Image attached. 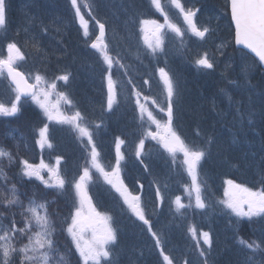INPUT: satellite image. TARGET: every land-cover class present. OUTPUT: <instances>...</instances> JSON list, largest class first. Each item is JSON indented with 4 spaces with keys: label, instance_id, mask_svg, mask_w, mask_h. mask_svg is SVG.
I'll return each instance as SVG.
<instances>
[{
    "label": "trees",
    "instance_id": "1",
    "mask_svg": "<svg viewBox=\"0 0 264 264\" xmlns=\"http://www.w3.org/2000/svg\"><path fill=\"white\" fill-rule=\"evenodd\" d=\"M6 2V24L4 28H0V56L5 55V48L9 43H15L22 53L26 55V60L33 63V60L38 62L43 71L40 70V74L46 78L48 82H55L56 84L62 82L57 79L60 75L69 74V82H83L92 83V78H100V81L106 78L108 74V65L98 52L90 50L88 47L92 36L86 32L85 25L80 21L79 15L77 14L76 7L71 3V0H5ZM27 2L30 5H27ZM216 0H206L205 6L211 16L215 15L218 11L223 9V3H215ZM47 3H49V11L47 10ZM164 3V0H162ZM80 11L79 13L85 19V21L91 24V28L95 27V22H105L107 28H109L110 34L113 35V39L108 41L107 52L113 57L114 60H119V64H123L121 68L119 64H116L114 68H118V72L111 71L112 80L115 82L117 88L120 90L121 82L129 84V90L136 89V86H140L141 83L149 80V83H155V73L159 67H170L171 60L173 57L167 52V56L163 52H157L155 55L151 54V50L146 46L142 40V33L140 27L142 21L146 18H160L155 16V7L151 4V0H77ZM87 5V6H86ZM100 5V11L96 12V6ZM63 12H62V11ZM165 10V8H164ZM50 12V13H49ZM102 15V16H100ZM58 19L63 22L62 25H58ZM26 27V28H25ZM25 28V29H24ZM233 32L225 30L219 34L221 41L227 40L232 36ZM218 42V41H217ZM158 58V60L156 59ZM166 59L169 64H166ZM44 60V61H43ZM168 63V62H167ZM180 65V72L176 75V80L180 84V89L183 92L184 97H189L192 100H199L201 98L200 91H206L209 95V100L212 107H215L214 111L220 112V117L217 119V112H209L211 114V124L215 130H218L221 126V115L223 114V108H225L224 123L226 126H231L233 120L227 113H231V103H225V107L221 102L216 104V96H232L234 99L235 113L250 112V117L242 119L243 125L247 129H251L255 132L258 129L264 130V71H251L247 74L252 85L259 83L257 90L262 92L261 99L254 100L252 106L249 105L250 98L248 93H253L251 88L246 87L244 84L241 87L239 93L233 94L232 89L228 83L230 80L242 81L246 78V74L243 69L247 66L235 55L224 56V59L220 63L214 64L216 72L212 76H207L204 73L196 74L195 72L189 73L185 68L182 67L183 62L178 61L176 67ZM101 68V74L98 76V71ZM177 74V70L175 71ZM239 74L242 76L238 79L235 75ZM131 76L132 83L130 84L127 77ZM175 76V75H174ZM203 82L204 84L202 85ZM257 83V84H258ZM185 84V85H184ZM59 87V86H57ZM146 85L142 88H145ZM3 88L9 92V88L4 83ZM69 91H74V87H68ZM84 91H92V86H87ZM95 91H99L97 88ZM12 94V93H7ZM88 99L84 105V110L89 113V119L92 121L91 128L92 132L97 128L98 131L104 128H108V120L111 118L113 125L111 128V134L114 137L124 138L127 134L131 135L134 133L135 123H140L141 117L137 106L131 102L120 103L114 102L112 110L107 109V98L105 95H95L94 92L87 93L81 99ZM104 98L105 101H101ZM148 99L147 97H144ZM121 99V97H120ZM244 101L243 103L239 102ZM241 103V104H240ZM118 107L116 108V106ZM197 105H199L197 103ZM219 105V106H218ZM200 106V105H199ZM239 109V111H238ZM202 110V109H201ZM191 113V112H190ZM193 119L195 121L196 116L193 111ZM204 113L201 111V117ZM198 114L197 117H199ZM23 119H28L34 122L35 119L40 118L38 109L28 111L22 116ZM217 119V120H216ZM251 120V123H249ZM200 123V122H199ZM259 123L260 126H259ZM104 125V126H103ZM58 125H56L57 127ZM237 132L241 127L236 126L231 128ZM2 131V130H1ZM52 134V130H51ZM77 132L71 125L60 124L57 128V136L53 139V147L60 146L62 143L68 145L70 141L75 142V135ZM70 135V136H69ZM72 135V136H71ZM98 136V135H97ZM239 138H241L238 135ZM237 136L232 141L235 143V149L238 146V142H242ZM255 142V148L257 152H262L264 149H260L257 143L261 142L264 144V131L262 136H253ZM35 139V135L33 136ZM244 143H248L244 140ZM249 144V143H248ZM77 146L83 148V144H77ZM227 148L229 149V162L232 164H240V151H233V147L230 141L227 142ZM242 151V150H241ZM83 157L85 153L79 152ZM261 167L264 169V158L262 159ZM248 172V171H247ZM79 174L80 171H77ZM24 187H28L30 184H23ZM33 191L37 193V196L27 201L28 203L32 200L40 203L46 202L48 205V211L51 218H56L58 214L63 213V220H66L69 216V209L66 207L64 210L65 193L69 191H50L45 190L43 184L38 182L32 183ZM45 187V188H44ZM24 190V189H23ZM18 191L24 195L21 186H18ZM91 195L93 196L96 203L101 200L100 191L97 188L90 189ZM13 211L21 213L23 207L15 205ZM14 215L11 214V220L7 219L9 227L10 222L13 220ZM60 218L56 220L55 232L53 236L56 240L66 246V253L70 254L73 248V243L69 241L67 237L65 223L62 226H57ZM262 222V221H257ZM259 225V224H258ZM128 242H135L133 240ZM15 243H17L15 241ZM151 246L148 242H142L137 249L128 247L125 245H118L113 249L112 260H119L120 264H154L159 256L150 251ZM61 251L62 247H61ZM228 254V253H227ZM256 260V258H255ZM222 264H237L232 257H229V263L223 260ZM107 264V263H104ZM156 264H164L162 261ZM253 264V263H252Z\"/></svg>",
    "mask_w": 264,
    "mask_h": 264
},
{
    "label": "snow or ice",
    "instance_id": "2",
    "mask_svg": "<svg viewBox=\"0 0 264 264\" xmlns=\"http://www.w3.org/2000/svg\"><path fill=\"white\" fill-rule=\"evenodd\" d=\"M171 5H174L176 9L183 15L184 21L187 23L188 28L193 35L201 40H204L209 32L207 27L200 28L197 26L194 17L199 9H185L181 0H169ZM71 3L76 7L77 14H79L80 8L77 4V0H71ZM151 4L157 11L164 16L166 25L177 36L183 38L184 32L176 24L171 23L168 19V15L161 5V0H151ZM87 6V5H86ZM231 19L235 25V43L242 45L244 48L249 49L252 53L259 58V62L264 65V0H230ZM144 25L155 26V42H148L145 37V42L148 44V48L151 50V54L155 55L158 51L163 52V38L159 33L163 30L165 25H160L154 20H143ZM6 24V2L0 0V28H4ZM100 36L97 42L91 44L92 48L98 49L104 53V60L108 65V99L107 109L112 110L113 103L115 102V82L112 80L111 68L114 63L119 64V60H114L107 52V45L103 44L104 37V24H99ZM8 56L5 59H0V75H3L5 70L7 77L11 78V83L15 85V98L14 102L10 106H6L4 103H0V116H16L20 110V101L22 96H30L39 107L43 110L49 121H55L58 124L71 125L77 132L78 136L83 139L87 138V142L91 145L89 150L90 164L94 167L105 180L112 184L117 192L123 197L124 202L128 205L129 209L134 215L147 226V230L151 233L155 240L156 245L159 247L161 244L160 236L157 235L152 229L150 220L146 217L145 211L140 204L139 196H131L127 191V188L123 185V182L119 180L120 161L123 159V155L119 153V147H117L118 159L113 170L106 171L105 168L99 162L100 153L96 149V145L92 139V131L85 123V117L80 111H75L72 115H65L59 109V101L63 100L66 104L71 105V100L68 99L63 93L59 94V100L55 104L50 103L51 93L46 89H56V83L45 81L44 77L37 74L34 77L35 83L29 84L25 78L24 73L17 70L15 63L17 60H23L24 56L15 43H9L7 45ZM195 63L205 69H213L214 64L209 59L208 54L204 53L200 56ZM121 68L123 64H119ZM160 75L163 79L166 92H167V105L166 108H161L160 111H166L167 121L162 125L151 112L148 113V118L152 123L156 125L157 129L162 131H152L150 128L145 133V138L151 137L153 140H157L162 143L163 147L168 153L175 157L178 153L182 154L183 164L186 165L187 172L192 178V184L195 186V206L203 209L206 207L205 201L201 196V187L198 181V168L200 162L204 159L206 151L202 148L190 146L187 144L172 128L173 119V96L177 95L176 87L173 80L163 68L159 69ZM57 79L64 81L69 80V74H63L57 77ZM147 83V81H145ZM139 98L140 93L136 94ZM139 103V99L137 101ZM155 103V101H153ZM144 109L141 106V112ZM251 123V120H249ZM100 127L99 124L96 125ZM48 125L45 124L40 129V139L37 141L40 148L45 146L52 147L48 138ZM211 141H209L210 143ZM122 144L123 141H120ZM144 139H141L138 144L137 156L143 154ZM7 157L9 161L13 159L12 154L3 148H0V158ZM22 174L29 179L35 177L47 188H56L63 190L65 188V180L60 175L59 164L60 158L56 160V166L50 167L41 163L39 167L29 164L28 161H23ZM143 163V161H141ZM147 167V165H145ZM46 169L49 173L50 179L46 180L41 175V170ZM0 176H3L2 170H0ZM115 178V179H114ZM91 179L90 170L88 167L83 169V174L77 181L74 182L73 187L75 189L76 196L79 200V206L75 208L74 215L72 216L71 225L66 229L71 236L72 242L75 245L76 251L79 253L83 264H104L108 262L111 264L112 250L109 245L115 244L117 240V232L112 227L111 217L105 214H101L92 205L91 198L87 192V182ZM227 184L231 190H234L235 195L226 193L229 195L227 201H223L231 212L241 218H247L249 221L254 217L264 218V191H252L251 189L236 184L232 180H228ZM156 194L160 199V203H163V197L160 196L159 188L156 190ZM11 199L6 198L3 202L4 207H10L18 205L23 207L19 201L15 185L11 188ZM175 203L177 208L183 209L190 205L181 203L179 197L176 198ZM246 206V207H245ZM87 208V211H85ZM26 214V215H25ZM24 215L23 227L17 228L16 222L13 219L9 228H0V264H13L14 259L19 261V264H49L50 260H53V253L55 250V243L53 240V234L55 228L52 224L51 218L48 214V205L46 202L37 203L35 200L29 202V205L24 208L22 213ZM195 236V229H191ZM85 233H90V237L85 239ZM26 237L27 243L21 247H17L15 241L17 236ZM204 243L208 245V248L212 247V239L210 233L204 232ZM240 244L250 249L252 253L257 250H262L261 245L255 241L248 242L240 239ZM161 254L163 255V249L161 248ZM200 255L205 257L204 264H207L206 251L201 250ZM163 259L166 264H173V260L168 255H163ZM55 264H65L63 256H60L59 261ZM184 264H188V261H184Z\"/></svg>",
    "mask_w": 264,
    "mask_h": 264
},
{
    "label": "rangeland",
    "instance_id": "3",
    "mask_svg": "<svg viewBox=\"0 0 264 264\" xmlns=\"http://www.w3.org/2000/svg\"><path fill=\"white\" fill-rule=\"evenodd\" d=\"M203 1H205V0H197L194 3H191L188 8L189 9L195 8L196 5L201 4ZM218 1H219V4L223 3L224 8L221 9V11H218L215 15L211 16V14L208 10L201 11V14H203L201 16V19L209 27H212L213 25L218 24V23H221L223 25V27H225V21L224 20H225V17L227 16V9L225 8V6H227V3H226V0H218ZM215 3H217V0ZM182 4L184 5L185 9L187 10L188 8L186 7L185 2ZM27 5H30V3L27 2ZM46 5H47V10L49 11V3H47ZM161 5L163 6V8H165V12L167 13L168 17L175 18V20L178 23V27H180L181 30L184 32L183 38L177 36L176 33H174L171 30L167 34V37L169 35H172L174 37L173 46L175 47V59L179 60L180 58H182L183 59L182 67L187 69V70H197V71L201 70L202 67L198 66L195 63L197 58H199L201 56V54L204 53V52L200 51V49L198 48V45H199L198 38L192 34L190 29L188 28L187 23L183 19V15L179 12L178 9L175 8L174 5L170 4L169 0H164V3H162V0H161ZM155 12L158 13V15L162 19L165 20L164 16L161 15V13L156 10V8H155ZM197 18H198V15H196L194 17V20H196ZM63 22H64V19H63V21L61 19H58L57 24L63 26ZM140 29L142 31V39H143V42L145 43V45L148 46V44L145 42V37H147L148 42H153V43L155 42V35H154L155 26L154 25L142 24ZM87 31H88V29H87ZM162 32H163V30L159 33V35H161ZM113 37L114 36L112 35L111 38L113 39ZM162 38H163V36H162ZM205 42L210 44V43H212V40H211V38H208L205 40ZM102 43L105 44L104 40L102 41ZM178 47H180L184 51V53L182 55H180V53L178 51ZM226 47L227 46L222 45V44L219 45L218 47H216L214 45H210L209 48L215 54H213L211 51L207 52L209 59L211 61H213L214 58H218L220 61L222 59L221 54H224L226 52V49L228 50V48H226ZM96 50L99 52H102L98 49H96ZM163 54L166 55L165 53H163ZM238 54H239L240 59H242L246 63L245 59H248V55L244 52L238 53ZM156 59L158 60L157 57H156ZM21 61L22 60H17L15 63V66H18L21 63ZM253 63H254V60L252 58H249V63L245 67V71L250 69V67L253 65ZM166 64H167V60H166ZM23 66H24V63H22L21 67H23ZM163 69H165V70L168 69L169 71H172L171 67H168V68L164 67ZM158 72H159V69L157 70V73L155 74L156 75L155 78H156V84L159 87V89L158 88L154 89L152 84H149V80H147V83H146L147 86L144 89L143 88L132 89L130 95L126 98V100H128V101L134 102L135 105L140 109L139 113L142 116V124L145 127L144 134H143L144 139H146L145 133L147 130H149V128L154 132L155 131H162V129H157L156 125L154 123H152L151 120H149V118H148L149 112H151L152 115L157 120H159L162 125L167 120L166 111H164V112L157 111L151 102L147 106L142 105V101H140V97L138 98L136 95L137 93H140V94L142 93L145 95L147 94L148 97L157 101L158 105L161 108H166L167 92H166L164 82H163L162 78L160 77V75L158 74ZM169 75H170V77L172 76L171 73ZM0 76L3 77V75H0ZM127 79L129 81V83L131 84L132 83L131 76H128ZM173 82H174V85L176 87V92H177V95L173 96V101H172L173 102V108H174V111L176 110L177 113H180L181 112V105L183 104L182 99H181L180 88H179V85H178V82L176 79ZM242 84L243 85L244 84L250 85L247 79H244L242 81ZM46 90L49 91L51 93V95L53 94V91L51 89H49V90L46 89ZM51 95H50V103L55 104L56 102H53V100L51 99ZM261 96H262V92L258 91L256 89H253V93H251V92L249 93V97L252 100L261 99ZM227 97H228V99H231V97H229L228 95H227ZM0 98L7 101L9 99V96L7 94L0 93ZM138 99H139V103L137 102ZM32 101L37 106H39L34 100H32ZM199 105H201V104H199ZM249 105L252 106L251 100H250ZM141 106L144 109L143 113L141 112ZM191 106H192V102L189 101L187 107L190 109ZM187 107H186V109L183 107V109H182L183 114H184L185 110H188ZM193 111L195 112L196 117L198 116V114L201 115V110L199 109V107H195V110H193ZM250 116H251L250 112L239 113V115L237 117L238 121H235L237 126L241 127V129L238 131V133L235 131L229 132V129H227V127H224V125L222 123V131L223 132H222L221 136L218 137L217 147H216V150L214 152V156H216V158L217 157L220 158L218 160L216 159V161H220L218 166H222L225 163L229 169H234V170L236 169L239 173H242V174H246V172L251 167L252 174L250 175V178L257 181L256 183H258V182H260L261 177H264V169H263V167H261L262 159L264 158V151H262V152L256 151L255 142H254V138H253V135L251 133V130L247 129L246 126L242 125V119H244L245 117H250ZM9 117L10 116H0V119H9ZM238 135L241 138H239ZM236 136L239 139H242L243 141L238 142V146L235 149L236 139L234 142L232 141V139L234 137L236 138ZM147 138H149V137H147ZM39 139H40V137H39ZM244 140L247 141L249 144L248 143L245 144ZM228 141L231 142L232 147L234 149L233 151H235L236 153L240 151L242 153L240 155V163L243 164L242 166L241 165L236 166V164L229 163V161H230L228 159L229 149L227 148V142ZM257 144L259 145L260 149H264V144H262L261 142H259ZM109 156H110V154H109ZM209 158H210V156H209ZM100 160H101V165L105 168V170L111 171L108 164L112 163V158L110 157V158H108V160H105L102 158ZM91 168H93V167H91ZM41 171L43 172V170H41ZM46 174H48V173H46ZM101 178H102V180L99 179L97 181V183L95 185L96 188L99 187L100 181H102V182L106 181L105 178L103 177V175H101ZM253 180H252V182H253ZM232 181L234 182L233 179H232ZM213 185L215 186V188L218 191H222V185H223V190H224L223 191L224 195H223L222 200H218L217 198H214L212 200V203L217 207V211H214L213 205L209 204L208 209L206 210L205 214L202 210L197 209V210H193L189 214V218L191 220L192 217H200L199 221L202 223V225H203L202 227H204V229H205L204 232L210 233L212 242L218 243L217 251L214 254V258L220 259L221 254L225 253L226 251H228L230 253V250H228V247L225 245L224 236H225V233H227V231H231L230 229H232L234 224H236L237 226L238 225L243 226L244 224H242V223H249L250 226L247 230H245V232H249V233L253 234L252 233V227L254 226V224H252V223H254L256 221V219L264 221V218L254 217L253 220L249 221L247 218L241 219V218L235 216L231 212V210L228 209L224 203H222L223 201H227L229 199V195H227L226 193H231V194L235 195L234 190H231L229 185L227 184V179L224 180L222 185H221V183H213ZM209 189H210V183L204 184L203 192L206 193L207 191H209ZM25 192H26V195H25L26 198H28L31 195L37 196V193L28 187H27V189H25ZM181 203H183V202L181 201ZM85 211H87V208H85ZM186 226H187V224L183 225V230L186 229ZM219 229L221 230V234L218 233ZM237 229L239 231L238 235H240V229L239 228H237ZM213 230H215V235H214ZM66 235L68 238L71 239V236L68 234V232ZM88 235H90V233H85V239H87ZM201 236L203 237V235H201ZM229 236L230 235H228L227 242H229ZM248 242H253V241L249 240ZM238 244L243 246L242 244L239 243V241H238ZM189 246H191V248H190V250H188V253L190 254L191 258L194 260V262H192L191 264H204L205 257H202L200 255V252L202 249L206 251V260H207V264H208L210 249L208 248L207 244L205 247H203L201 245H196V244H194V246H193V243L189 244ZM211 248H213V250H215L214 245H212ZM263 261H264V259H259L256 261L255 264H262ZM14 264H18L17 259H14ZM237 264H239V263L237 262ZM248 264H251V263H248Z\"/></svg>",
    "mask_w": 264,
    "mask_h": 264
},
{
    "label": "bare ground",
    "instance_id": "4",
    "mask_svg": "<svg viewBox=\"0 0 264 264\" xmlns=\"http://www.w3.org/2000/svg\"><path fill=\"white\" fill-rule=\"evenodd\" d=\"M25 28H26V27H25ZM25 28H24V29H25Z\"/></svg>",
    "mask_w": 264,
    "mask_h": 264
},
{
    "label": "water",
    "instance_id": "5",
    "mask_svg": "<svg viewBox=\"0 0 264 264\" xmlns=\"http://www.w3.org/2000/svg\"><path fill=\"white\" fill-rule=\"evenodd\" d=\"M255 54V53H254Z\"/></svg>",
    "mask_w": 264,
    "mask_h": 264
}]
</instances>
